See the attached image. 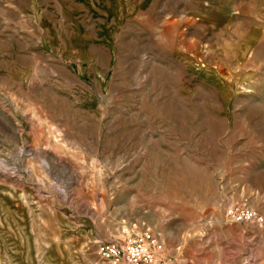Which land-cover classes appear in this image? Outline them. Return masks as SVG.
Wrapping results in <instances>:
<instances>
[{"label": "rangeland", "instance_id": "obj_1", "mask_svg": "<svg viewBox=\"0 0 264 264\" xmlns=\"http://www.w3.org/2000/svg\"><path fill=\"white\" fill-rule=\"evenodd\" d=\"M147 229L264 264V0H0V264Z\"/></svg>", "mask_w": 264, "mask_h": 264}, {"label": "built area", "instance_id": "obj_2", "mask_svg": "<svg viewBox=\"0 0 264 264\" xmlns=\"http://www.w3.org/2000/svg\"><path fill=\"white\" fill-rule=\"evenodd\" d=\"M227 213L235 222L263 221L255 209L245 204L231 206ZM97 249L105 264H164V242L149 229L124 231L119 237L99 241Z\"/></svg>", "mask_w": 264, "mask_h": 264}]
</instances>
